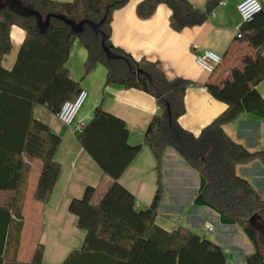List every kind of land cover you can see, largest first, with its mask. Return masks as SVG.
Returning <instances> with one entry per match:
<instances>
[{
	"label": "trees",
	"instance_id": "1",
	"mask_svg": "<svg viewBox=\"0 0 264 264\" xmlns=\"http://www.w3.org/2000/svg\"><path fill=\"white\" fill-rule=\"evenodd\" d=\"M129 0H24L43 16L58 13L77 22L89 19L103 23L105 53L101 40L90 26L74 34L63 21L52 19L51 27L40 32L34 18L21 17L9 10L0 13V191L12 192L8 204L0 206V264H45V247L39 244L30 262L16 259L25 227L23 203L32 162H41L34 197L47 204L59 179L62 164L57 160L61 137L34 115L37 105L57 114L63 103L81 89L80 81L69 76L66 63L73 44L79 39L88 55L85 74L99 63L107 69V84H121L155 96L162 113L155 115L145 133V144L156 160L157 191L151 204L136 207L135 195L119 181L140 153L142 144L129 143L126 122L99 105L89 123L76 130L81 147L111 179L105 188L88 185L81 197L68 206L84 233L79 249L61 264H227L223 248L196 233L183 229L168 231L156 223L164 196L163 162L166 149L173 147L206 180L202 194L208 204L230 216L255 247L247 264H264L263 239L250 227V218L264 219V197L238 173L239 165L259 162L264 167V150L249 151L233 141L224 126L242 113L264 118V96L257 88L248 90L204 127L199 134L184 129L179 117L185 113L184 97L190 80H169L158 62L135 60L111 40L114 12ZM208 0L205 9L189 0H142L137 6L141 18L154 14L158 5L172 10L171 27L181 31L202 24L222 2ZM26 32L16 63L10 70L2 65L11 52V27ZM244 38L264 52V10L241 25ZM238 38V37H237ZM241 39V38H238ZM222 64V62H221ZM143 71V72H140ZM12 253L10 258L9 254Z\"/></svg>",
	"mask_w": 264,
	"mask_h": 264
},
{
	"label": "crops",
	"instance_id": "2",
	"mask_svg": "<svg viewBox=\"0 0 264 264\" xmlns=\"http://www.w3.org/2000/svg\"><path fill=\"white\" fill-rule=\"evenodd\" d=\"M141 1L129 0L114 12L112 43L135 60L158 62L169 80L184 78L192 82L185 92V113L178 119L184 129L199 134L226 110L228 101H235L252 88H257L264 96V52L255 49L246 38L236 36V28L243 22L237 9L242 0L222 2L202 24L181 31L171 27L172 10L167 4H159L148 18L139 17L137 6ZM189 1L205 9L208 0ZM260 2L264 10V0ZM10 34L12 49L2 59L3 67L8 70L16 63L26 32L15 25ZM194 45L219 54L222 64L213 72L205 70L196 61ZM87 55L85 46L76 39L66 63L69 76L80 81L81 89L88 92L77 121L89 123L101 105L105 111L126 122L129 143L142 144V149L119 181L135 195L136 207L146 208L151 204L158 184L156 160L145 144V133L153 117L162 113L161 107L157 98L148 92L121 84H107V69L102 63L85 74ZM34 115L62 139L56 156L62 170L46 212H49V218H63L73 225L77 218L68 210L70 201L81 197L88 185L106 187L111 179L81 147L73 126L63 123L44 105H37ZM224 130L249 151L264 150V118L242 113L227 123ZM237 170L239 174L244 171L243 176L264 197V167L253 162L239 165ZM163 183L164 196L156 217L160 227L168 231L204 232L205 235L213 232V238L208 239L223 248L229 264H247L246 258L255 252L253 243L232 217L205 201L202 194L205 178L171 147L164 155ZM207 224L213 228L209 232L205 229ZM80 234L83 242L84 233ZM70 251L71 245L61 246L49 264H61Z\"/></svg>",
	"mask_w": 264,
	"mask_h": 264
},
{
	"label": "rangeland",
	"instance_id": "3",
	"mask_svg": "<svg viewBox=\"0 0 264 264\" xmlns=\"http://www.w3.org/2000/svg\"><path fill=\"white\" fill-rule=\"evenodd\" d=\"M41 167V162L36 160L28 177L23 203L25 227L16 259L20 262H30L37 246L43 244L46 255H44V263L47 262L46 264H49L51 263L49 262L50 258L53 259L61 246L71 245L72 251L79 249L82 245V234H80L82 231L78 229L77 222L71 225L68 220L65 221L63 218H49V212H46L48 204H43L35 199L34 193ZM243 173L246 174L244 171H241L240 174L243 176ZM103 188L105 187L103 186ZM12 195V192L0 191V206L8 204ZM199 234L207 238H213L214 235L213 232L207 235L204 232H199ZM262 249L264 251V243ZM9 256L11 258L13 256L12 253Z\"/></svg>",
	"mask_w": 264,
	"mask_h": 264
},
{
	"label": "built area",
	"instance_id": "4",
	"mask_svg": "<svg viewBox=\"0 0 264 264\" xmlns=\"http://www.w3.org/2000/svg\"><path fill=\"white\" fill-rule=\"evenodd\" d=\"M237 9L240 16L244 21H250L253 17L263 11V6L260 0H242L238 3ZM242 22V23H243ZM242 23L236 28V36L242 38L243 33L241 30ZM194 50L196 52V61L208 72H213L222 62V57L212 50H202L199 46L194 45ZM88 97V92L84 89H80L77 95L70 100L63 103L61 109L57 113L58 118L65 124L73 126L76 130L80 129L85 122H78L77 115L81 108L83 107L86 99ZM207 232L211 231L213 228L211 225L207 224L205 226ZM229 264V263H227ZM234 264V263H230Z\"/></svg>",
	"mask_w": 264,
	"mask_h": 264
},
{
	"label": "water",
	"instance_id": "5",
	"mask_svg": "<svg viewBox=\"0 0 264 264\" xmlns=\"http://www.w3.org/2000/svg\"><path fill=\"white\" fill-rule=\"evenodd\" d=\"M2 10H9L13 13L18 14L21 17L25 18H34L40 32H46L52 24V19H58L63 21L67 26H69L74 34H80L84 31L86 26H90L92 30L97 34L102 36L101 45L107 54L110 55L109 48L106 46V35L100 29L101 24L95 23L89 19H83L79 22L68 18L65 15L58 13H50L47 16H43L39 10L29 5H26L24 0H0V13ZM140 72H143L140 70ZM250 227L257 230L262 239H264V220L259 214H254L250 218Z\"/></svg>",
	"mask_w": 264,
	"mask_h": 264
}]
</instances>
